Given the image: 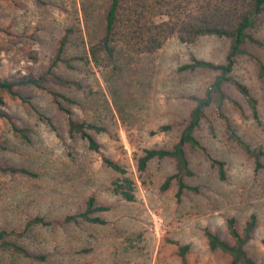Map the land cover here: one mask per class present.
Wrapping results in <instances>:
<instances>
[{
  "label": "rangeland",
  "instance_id": "obj_1",
  "mask_svg": "<svg viewBox=\"0 0 264 264\" xmlns=\"http://www.w3.org/2000/svg\"><path fill=\"white\" fill-rule=\"evenodd\" d=\"M108 0H0V76H38L51 68L63 78L80 81L76 88L46 75L43 87H16L18 95L3 93L0 117V163L25 167L34 175L0 171V226L20 225L39 214L63 216L85 208L93 196L108 208L94 212L106 223L80 220L64 226L31 227L19 240L30 250L46 254L44 260L10 255L0 250V264H232L229 257L208 247L205 231L229 239L226 220L241 227L251 213L257 225L248 250L264 264V155L256 169L249 156L231 139L227 122L251 148L264 150V90L256 59L264 52L246 42L254 56L241 55L231 70L257 99L258 118L231 82L223 85L220 106L214 101L206 118L194 129L195 137L214 158L225 161L226 177L197 151H188L196 190H185L180 200L177 185L162 184L174 173L169 157L151 159L139 171L136 158L144 148H169L179 138L196 101L214 81L212 69L180 67L192 58L225 61L229 39L201 36L194 41L168 38L157 50L134 51L119 47L114 64L94 66L76 59L104 34ZM68 32L63 56L70 64L53 63L60 39ZM264 41V13L250 28ZM50 90L75 100L63 102L69 113L56 107ZM68 117L104 126L94 133L99 151L68 129ZM26 128V137L12 129ZM164 125L169 129L161 130ZM123 165L134 180V198L126 200L112 190L120 174L103 157ZM188 244L183 259L180 245Z\"/></svg>",
  "mask_w": 264,
  "mask_h": 264
},
{
  "label": "trees",
  "instance_id": "obj_2",
  "mask_svg": "<svg viewBox=\"0 0 264 264\" xmlns=\"http://www.w3.org/2000/svg\"><path fill=\"white\" fill-rule=\"evenodd\" d=\"M264 13V0H108L103 24L104 34L102 38L92 43L87 51L75 58L86 64L94 66H109L114 64L118 56L119 47H127L134 51L151 52L159 49L171 36H176L181 41H194L201 36L226 37L229 39L225 61L216 63L205 59L192 58V61L183 64L181 69L194 70L196 68L212 69L216 72L214 81L205 91L203 96H194L196 101L189 114V120L181 130L178 140L169 148H144L141 155L136 158L137 170L143 171L148 162L153 158L169 157L174 161L175 171L168 175L162 187L167 188L171 181L177 185L176 197L180 200L185 190H196L197 186L188 184L185 177L192 176L194 170L190 166L188 151H197L210 160V164L216 167L219 178L226 177L225 161L214 158L206 147L195 137L194 129L206 118L205 109L215 100L220 106L224 97L223 85L231 82L242 94L251 108L253 117L258 118L257 99L250 93L248 86L234 78L230 73L236 59L244 54L254 56L244 48L246 42H251L260 47L264 52V41L253 36L250 28L257 24L258 19ZM68 32L60 39L56 48L53 63L57 61L71 65V58L63 56L65 41ZM256 68L264 90V62L256 59ZM57 82L68 83L76 88L81 87L80 81L61 77L51 68L46 73L34 76L23 74L14 78L0 76V105L3 103V93L18 96L21 101H27L18 95L15 88L25 85L43 87L46 75ZM56 107L69 113L63 102L74 103L75 100L56 90H50ZM0 117L9 118V115L0 107ZM12 129L19 136L26 137V128L17 126L13 121ZM68 129L77 133L87 142L89 149L99 151L100 144L94 136L105 130L104 126L95 123L68 117ZM227 131L231 137L249 156L254 157L255 168L262 167L260 156L264 155L262 148H251L227 122ZM170 125H164L161 130L169 129ZM103 163L117 172L119 177L112 180V190L126 200L134 198V180L127 174L126 168L110 157H103ZM1 172H20L34 175L25 167H16L0 163ZM85 208L78 212L66 213L63 216L47 217L35 214L27 218L20 225L13 227L0 226V250L10 255H21L34 260H44L46 254L30 250L19 238H25L31 227L64 226L70 223H78L85 220L91 223H106L96 211L106 210L108 206L97 204L93 196L85 200ZM257 225V215L251 213L244 224L239 227L235 216L226 220L229 239L221 237L211 230L205 231L208 247L227 255L232 264H259L250 254L248 243ZM189 249L188 244L178 247L179 255L184 259Z\"/></svg>",
  "mask_w": 264,
  "mask_h": 264
}]
</instances>
